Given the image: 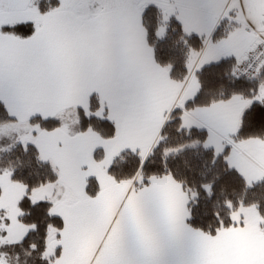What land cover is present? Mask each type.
<instances>
[{
	"label": "snow or ice",
	"instance_id": "6c2138e0",
	"mask_svg": "<svg viewBox=\"0 0 264 264\" xmlns=\"http://www.w3.org/2000/svg\"><path fill=\"white\" fill-rule=\"evenodd\" d=\"M0 153V264H264V0H0Z\"/></svg>",
	"mask_w": 264,
	"mask_h": 264
},
{
	"label": "trees",
	"instance_id": "16d2710c",
	"mask_svg": "<svg viewBox=\"0 0 264 264\" xmlns=\"http://www.w3.org/2000/svg\"><path fill=\"white\" fill-rule=\"evenodd\" d=\"M16 155L17 154H13L11 156L7 155V154H2L0 155V165H3V166H6L8 164V161L9 160H12L13 163H15V160H16ZM129 158L128 157H125V160H128ZM20 160L22 162H25L27 160V157H24L22 154H20ZM116 167L119 168L120 167V162L117 161V164H116ZM33 168H34V165H33ZM237 195H240L239 193H237ZM247 198H251V194H249Z\"/></svg>",
	"mask_w": 264,
	"mask_h": 264
},
{
	"label": "rangeland",
	"instance_id": "374dc122",
	"mask_svg": "<svg viewBox=\"0 0 264 264\" xmlns=\"http://www.w3.org/2000/svg\"><path fill=\"white\" fill-rule=\"evenodd\" d=\"M0 155H2V153H0Z\"/></svg>",
	"mask_w": 264,
	"mask_h": 264
}]
</instances>
